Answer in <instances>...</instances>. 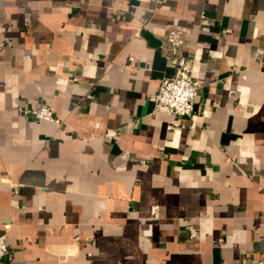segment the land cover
Returning a JSON list of instances; mask_svg holds the SVG:
<instances>
[{
  "label": "crops",
  "instance_id": "obj_1",
  "mask_svg": "<svg viewBox=\"0 0 264 264\" xmlns=\"http://www.w3.org/2000/svg\"><path fill=\"white\" fill-rule=\"evenodd\" d=\"M172 26L190 115L154 109ZM0 232L1 264H264V0H0Z\"/></svg>",
  "mask_w": 264,
  "mask_h": 264
},
{
  "label": "built area",
  "instance_id": "obj_2",
  "mask_svg": "<svg viewBox=\"0 0 264 264\" xmlns=\"http://www.w3.org/2000/svg\"><path fill=\"white\" fill-rule=\"evenodd\" d=\"M186 37L182 27L168 29L160 51L174 67L171 75L163 76L154 96V109L168 115H190L194 109L200 83L192 74V64L185 54ZM31 115L38 119L55 120L53 110L47 103L30 109ZM171 124L168 125L170 127ZM191 232L193 230L191 229ZM10 249L7 236L0 232V264L8 256Z\"/></svg>",
  "mask_w": 264,
  "mask_h": 264
}]
</instances>
